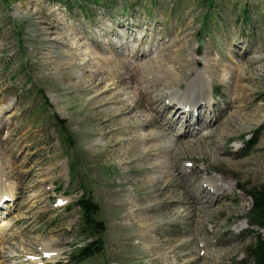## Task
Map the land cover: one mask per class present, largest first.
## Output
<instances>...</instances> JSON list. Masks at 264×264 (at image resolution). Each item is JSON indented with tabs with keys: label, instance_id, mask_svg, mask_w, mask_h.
Instances as JSON below:
<instances>
[{
	"label": "rangeland",
	"instance_id": "rangeland-1",
	"mask_svg": "<svg viewBox=\"0 0 264 264\" xmlns=\"http://www.w3.org/2000/svg\"><path fill=\"white\" fill-rule=\"evenodd\" d=\"M101 1L0 0V264H75L83 194L104 232L77 264H240L264 0ZM197 78L202 108L171 102Z\"/></svg>",
	"mask_w": 264,
	"mask_h": 264
},
{
	"label": "trees",
	"instance_id": "trees-1",
	"mask_svg": "<svg viewBox=\"0 0 264 264\" xmlns=\"http://www.w3.org/2000/svg\"><path fill=\"white\" fill-rule=\"evenodd\" d=\"M69 2L81 4V0H68ZM86 3L101 4V0H84ZM206 3L212 5L214 0H205ZM246 14V11H244ZM203 28V26H202ZM246 196L251 200V207L247 213V221L250 227H255L262 234L255 233L254 242L245 246L243 250L244 259L240 264H264V184L259 187H253L245 191ZM79 209L82 225L91 233V237L95 240L88 242L80 247L73 255L72 262L77 264L84 262L94 255L101 252V235L104 232V224L97 222L95 218L99 214V208L91 198L83 194L74 203Z\"/></svg>",
	"mask_w": 264,
	"mask_h": 264
},
{
	"label": "bare ground",
	"instance_id": "bare-ground-1",
	"mask_svg": "<svg viewBox=\"0 0 264 264\" xmlns=\"http://www.w3.org/2000/svg\"><path fill=\"white\" fill-rule=\"evenodd\" d=\"M201 85L204 88H206L202 79L197 78V81H192L184 91L180 90L182 93L180 94L172 93L170 95L171 102L180 103L182 105L181 107L183 108H186V107L190 108L198 101L207 99L204 94L207 90L203 89ZM194 108H191L190 110H193ZM176 114H177V111H174V116ZM214 183H216V181H214ZM1 196H2V192H0V199H1Z\"/></svg>",
	"mask_w": 264,
	"mask_h": 264
}]
</instances>
